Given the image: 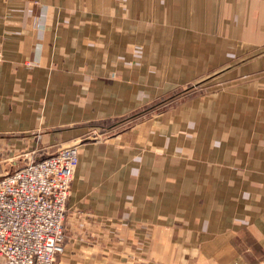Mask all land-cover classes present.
Wrapping results in <instances>:
<instances>
[{
    "label": "crops",
    "instance_id": "0c3cea01",
    "mask_svg": "<svg viewBox=\"0 0 264 264\" xmlns=\"http://www.w3.org/2000/svg\"><path fill=\"white\" fill-rule=\"evenodd\" d=\"M0 44V175L80 140L54 264L264 261V0H0Z\"/></svg>",
    "mask_w": 264,
    "mask_h": 264
},
{
    "label": "built area",
    "instance_id": "2783aa9c",
    "mask_svg": "<svg viewBox=\"0 0 264 264\" xmlns=\"http://www.w3.org/2000/svg\"><path fill=\"white\" fill-rule=\"evenodd\" d=\"M79 142L59 145L40 159L24 153L23 166L0 175V264L55 263L63 250Z\"/></svg>",
    "mask_w": 264,
    "mask_h": 264
},
{
    "label": "rangeland",
    "instance_id": "374dc122",
    "mask_svg": "<svg viewBox=\"0 0 264 264\" xmlns=\"http://www.w3.org/2000/svg\"><path fill=\"white\" fill-rule=\"evenodd\" d=\"M206 84H208L207 80H201V81L192 82L191 84L185 85L182 88L176 89L174 92L172 91L170 94L164 96V98H165L164 104L169 106L179 96L181 98H183L186 96L188 97L190 95H192V96L193 95H202L205 93V91H206L205 89L208 88L207 87L208 85H206ZM161 108H162L161 106H158V110L159 109L162 110ZM119 127H121V126H119ZM113 128H114V130H116L117 127H111V129H113ZM89 134L92 136L104 137L105 135L109 134V129H105V131L100 130V129H95V131L91 130L89 133H86V135H89ZM59 145H61V144H59Z\"/></svg>",
    "mask_w": 264,
    "mask_h": 264
}]
</instances>
